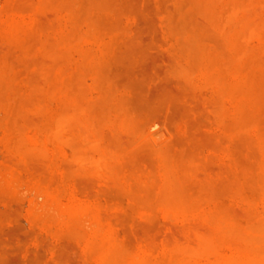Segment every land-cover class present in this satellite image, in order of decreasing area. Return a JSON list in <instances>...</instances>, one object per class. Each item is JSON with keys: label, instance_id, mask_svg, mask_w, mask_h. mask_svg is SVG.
<instances>
[{"label": "rangeland", "instance_id": "rangeland-1", "mask_svg": "<svg viewBox=\"0 0 264 264\" xmlns=\"http://www.w3.org/2000/svg\"><path fill=\"white\" fill-rule=\"evenodd\" d=\"M0 264H264V0H0Z\"/></svg>", "mask_w": 264, "mask_h": 264}, {"label": "bare ground", "instance_id": "bare-ground-1", "mask_svg": "<svg viewBox=\"0 0 264 264\" xmlns=\"http://www.w3.org/2000/svg\"><path fill=\"white\" fill-rule=\"evenodd\" d=\"M56 129H57V127H56ZM60 131V130H59ZM56 133H57V131H56ZM207 241H209V240H206V242ZM203 242V241H202ZM210 242V241H209ZM203 246H205L204 244H203ZM210 250H212V249H210ZM205 251V250H204ZM207 251V250H206ZM208 253V252H207ZM211 253V252H210Z\"/></svg>", "mask_w": 264, "mask_h": 264}]
</instances>
